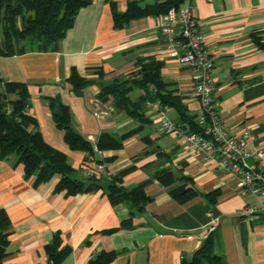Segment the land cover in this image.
Masks as SVG:
<instances>
[{"label": "crops", "instance_id": "1", "mask_svg": "<svg viewBox=\"0 0 264 264\" xmlns=\"http://www.w3.org/2000/svg\"><path fill=\"white\" fill-rule=\"evenodd\" d=\"M131 1L91 0L79 10L57 51L0 57V79L27 85V113L43 140L67 157L77 178L84 179L87 171L109 178L132 168L122 176L123 187L145 185L150 200L139 212L112 204L102 190L66 196L54 192L57 176L34 186L22 165L0 160V210L11 224L2 264H47L46 248L56 241L59 250H68L58 264H89L101 252L116 253L109 264H181L208 237L220 264H264V199L246 195L239 179L217 162L192 154L183 137L165 134L164 118L188 131L175 110L158 111L145 103L141 123L116 110L113 97L98 98L102 86L127 79L139 63L157 62L166 90L180 99L189 118L196 117L190 72L176 59L183 51H166L156 26L160 16L113 28L110 4L123 12ZM135 1L145 6L157 0ZM184 7L191 8L213 59L214 105L223 125L232 136L249 132L247 149L264 151V52L253 40L255 34L264 42V0H185L179 8ZM71 71L90 81L80 94L66 82ZM144 95L137 89L129 97L134 101ZM47 98L69 107L74 128L93 145L103 133L131 135L121 149L96 152L98 159L84 166L85 153L69 150ZM183 179L196 193L178 200L172 192L184 186ZM247 206L257 212L239 215ZM208 214L217 219L209 233ZM127 222L129 228H123ZM200 264L214 263L204 259Z\"/></svg>", "mask_w": 264, "mask_h": 264}, {"label": "trees", "instance_id": "2", "mask_svg": "<svg viewBox=\"0 0 264 264\" xmlns=\"http://www.w3.org/2000/svg\"><path fill=\"white\" fill-rule=\"evenodd\" d=\"M185 0H157L152 5L141 6L131 1L123 12H118L110 4L114 29H123L131 20L144 17H159L171 9H177ZM91 0H0V57L21 55L26 52H55L65 33L70 29L81 8L88 6ZM255 45L264 52V42L253 35ZM138 70L127 79L104 85L98 98L106 100L113 97L114 107L143 123L145 121L142 106L147 102H158L177 112L187 126V133H200L196 117L189 118L178 97L166 90L160 79L161 65L157 62L139 63ZM66 82L72 91L80 94L90 81L71 71ZM144 90L145 95L132 101L129 94L134 90ZM15 96V98H13ZM30 95L25 83L4 82L0 79V160H12L22 165L24 176L33 178L34 186L48 182L54 176L59 178L54 192H64L66 196L102 190L112 204H126L131 209L143 211L149 202L145 194V185L125 188L122 185L123 174L132 170L102 178L76 177V171L69 165L67 157L49 146L42 138L36 120L27 113ZM55 127L63 133V140L70 151L85 153L84 166L95 162V153L107 150H119L123 141L131 134L114 137L103 133L93 145L82 137L72 124V116L67 105L58 99L47 98ZM137 132V131H136ZM186 132V131H185ZM98 164V163H97ZM159 176L158 179H162ZM184 186L172 192L175 199L186 200L196 193L188 179ZM190 183V185H189ZM209 196V195H208ZM124 223L123 228H129ZM10 220L4 210H0V264L7 254L9 244ZM58 242L47 246L48 262L58 264L68 253L67 249H58ZM116 258L115 252L98 253L89 264H109ZM220 264L219 257L212 252V243L208 237L189 260L181 264H200L202 260Z\"/></svg>", "mask_w": 264, "mask_h": 264}, {"label": "built area", "instance_id": "3", "mask_svg": "<svg viewBox=\"0 0 264 264\" xmlns=\"http://www.w3.org/2000/svg\"><path fill=\"white\" fill-rule=\"evenodd\" d=\"M157 30L165 39L166 51L177 55V63L189 70L193 88L191 97L198 104L196 123L200 133H183L171 120L162 119L165 134H178L184 138L185 147L194 155L215 161L220 168L237 177L244 193L264 199V151L247 149L250 134L244 131L237 136L229 134L214 105V63L205 47L204 36L198 29L196 18L190 7L171 9L160 16ZM148 108L162 109L158 102L146 103ZM86 177L93 176L91 171ZM257 212L254 206L244 207L239 215L251 217ZM208 233L215 229L217 219L208 214ZM47 264H52L48 262Z\"/></svg>", "mask_w": 264, "mask_h": 264}, {"label": "water", "instance_id": "4", "mask_svg": "<svg viewBox=\"0 0 264 264\" xmlns=\"http://www.w3.org/2000/svg\"><path fill=\"white\" fill-rule=\"evenodd\" d=\"M95 159H98V155L97 154L95 155Z\"/></svg>", "mask_w": 264, "mask_h": 264}]
</instances>
